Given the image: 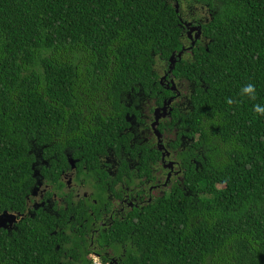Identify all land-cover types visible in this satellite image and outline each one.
Returning a JSON list of instances; mask_svg holds the SVG:
<instances>
[{
    "label": "trees",
    "instance_id": "trees-1",
    "mask_svg": "<svg viewBox=\"0 0 264 264\" xmlns=\"http://www.w3.org/2000/svg\"><path fill=\"white\" fill-rule=\"evenodd\" d=\"M175 3L0 0V214L24 213L37 148H59V165L63 147L97 164L105 136L126 126L120 100L134 89L158 107L172 99L178 144L194 137L201 149L177 154L186 190L175 185L128 230L138 264H264V116L252 110L264 105V0H178V13ZM190 7L202 11L192 19L211 18L198 22L203 42L192 39L197 47L170 72ZM163 72L189 92L187 110L174 80L159 81ZM249 82L255 101L240 94ZM18 220L10 234L0 229V264H56L55 218Z\"/></svg>",
    "mask_w": 264,
    "mask_h": 264
},
{
    "label": "flooded vegetation",
    "instance_id": "flooded-vegetation-1",
    "mask_svg": "<svg viewBox=\"0 0 264 264\" xmlns=\"http://www.w3.org/2000/svg\"><path fill=\"white\" fill-rule=\"evenodd\" d=\"M208 15L204 14L198 21L189 14L179 16L180 27L186 37V51H192L189 50L192 39L196 40L195 32L190 33L191 30L201 20L207 21ZM186 22L191 26L185 27ZM196 42H203L202 33ZM188 45L190 47L187 48ZM172 76L167 72L159 74V81L164 78L163 87L168 88L166 82ZM172 80L176 83L175 78L170 79L171 83ZM171 92L178 97L183 110H187L185 104L189 103V94L184 87L177 86V90L171 89ZM120 103L127 110L124 115L126 126L122 130L118 128L119 135L111 136L109 141L105 136L102 142L106 147L98 154L97 164H91L69 147L62 149L67 164L62 162L59 165L53 161L57 155L53 152L59 148L46 151L47 146H41L34 153L35 170L38 172L36 187L27 198L24 213L15 214L22 219L35 217L36 212L41 211L55 218L54 234L60 235L54 250L50 249L56 264H92L89 253L100 257L102 264H138L136 236L128 230L136 229L141 222L139 215L164 200L175 185L180 184L179 187L186 190L182 186L184 171L177 154L190 148L199 154L201 149L196 147L197 139L180 137L178 144L179 123H172V127L169 125L172 113L170 117L161 119L162 123L157 127L160 133L161 127L166 129H161L160 146L152 124L154 111L162 106H156L152 96L142 91L136 94L134 89L126 99L121 98ZM124 222L129 226L126 227ZM16 224L6 230L0 229L10 234L16 229Z\"/></svg>",
    "mask_w": 264,
    "mask_h": 264
},
{
    "label": "water",
    "instance_id": "water-1",
    "mask_svg": "<svg viewBox=\"0 0 264 264\" xmlns=\"http://www.w3.org/2000/svg\"><path fill=\"white\" fill-rule=\"evenodd\" d=\"M175 1L178 2V0H175ZM176 12L177 13L179 12V5L178 4H176ZM186 26L190 27L191 23L190 24H186ZM196 31L198 32L197 35H196V40H198V38L201 36V33H202L201 26H199L198 28H193L190 33L196 32ZM193 42L194 41H192L191 49L194 47V43ZM185 51H186V48H183L178 54H173L170 57V59H169L170 72L174 69V66H175L177 60H181L182 59V56H183ZM173 90L175 91V88H173ZM171 101H172V99L169 100V101H165L163 107L157 108L154 111L155 121L152 124V128L154 129V132H155V134L158 137L160 146H162L161 145L162 134L158 131L157 127L159 125V120H161L163 117L166 118L168 116V114L170 115V110L168 109V106L170 105ZM33 169H34L33 177L36 178L38 172L35 170V165H33ZM17 218L18 217H17L16 214L13 215V214H11L9 212H4V213L0 214V228L9 229L11 226H13L14 224L17 223ZM7 224H8V226H7Z\"/></svg>",
    "mask_w": 264,
    "mask_h": 264
},
{
    "label": "clouds",
    "instance_id": "clouds-1",
    "mask_svg": "<svg viewBox=\"0 0 264 264\" xmlns=\"http://www.w3.org/2000/svg\"><path fill=\"white\" fill-rule=\"evenodd\" d=\"M240 94L243 97H247L249 100L255 101L257 98V91H256V86L254 83H247L241 87ZM229 106H232L236 101H234L232 98H227L225 101ZM157 109V108H156ZM253 112L257 116H264V105H261L259 103H255L252 106ZM171 116V114H170ZM89 258L92 262V264H102V260L100 257L89 253Z\"/></svg>",
    "mask_w": 264,
    "mask_h": 264
},
{
    "label": "rangeland",
    "instance_id": "rangeland-1",
    "mask_svg": "<svg viewBox=\"0 0 264 264\" xmlns=\"http://www.w3.org/2000/svg\"><path fill=\"white\" fill-rule=\"evenodd\" d=\"M175 2H176V1H175ZM175 4H177V2H176ZM197 9H198V8L194 9L193 7H190L188 10H184V11H182V15H180V17H182V16H184V15H188V13H191V15L194 16V13H193V12H195V15H196V16H201L202 11L200 10V12H198ZM207 13H208L207 11H204L203 15H204V14L207 15ZM183 14H184V15H183ZM208 14H209L208 16H210V18H211V14H210V13H208ZM202 18H203V17H202ZM208 19H209V18H208ZM186 24H190V23L186 22V23H185V27H187ZM198 27H199V25L196 26V28H198ZM197 33H198V32L196 31V32H195V36L197 35ZM188 47H190V46L188 45L187 48H188ZM191 47H192V44H191ZM191 47L189 48V50L191 49ZM157 67H158V66H157ZM176 84H177V86H179V88L182 87V84L180 83V81H178V82L176 81ZM187 94H189V92H187ZM167 117H170V115L168 114ZM167 117H166V118H167ZM163 118H164V117H163ZM163 118H162V119H163ZM160 123H162V120H159V124H160Z\"/></svg>",
    "mask_w": 264,
    "mask_h": 264
},
{
    "label": "bare ground",
    "instance_id": "bare-ground-1",
    "mask_svg": "<svg viewBox=\"0 0 264 264\" xmlns=\"http://www.w3.org/2000/svg\"><path fill=\"white\" fill-rule=\"evenodd\" d=\"M200 26V25H199ZM194 28H196V27H194ZM171 100V99H170ZM169 101V100H168Z\"/></svg>",
    "mask_w": 264,
    "mask_h": 264
}]
</instances>
